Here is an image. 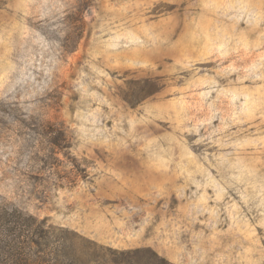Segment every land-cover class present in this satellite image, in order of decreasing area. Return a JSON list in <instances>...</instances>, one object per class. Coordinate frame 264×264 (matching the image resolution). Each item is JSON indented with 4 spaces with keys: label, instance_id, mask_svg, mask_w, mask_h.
<instances>
[{
    "label": "rangeland",
    "instance_id": "obj_1",
    "mask_svg": "<svg viewBox=\"0 0 264 264\" xmlns=\"http://www.w3.org/2000/svg\"><path fill=\"white\" fill-rule=\"evenodd\" d=\"M3 205L56 264H264V0H0Z\"/></svg>",
    "mask_w": 264,
    "mask_h": 264
},
{
    "label": "trees",
    "instance_id": "obj_2",
    "mask_svg": "<svg viewBox=\"0 0 264 264\" xmlns=\"http://www.w3.org/2000/svg\"><path fill=\"white\" fill-rule=\"evenodd\" d=\"M0 218L4 230L0 232L6 238H11L10 243L12 241L17 250L16 264H56L47 258L49 253H54L58 248L51 245L53 234L45 227L44 218L39 220L22 209L5 205L0 206ZM119 254L123 256V264H170L168 259L151 249L131 248L121 250Z\"/></svg>",
    "mask_w": 264,
    "mask_h": 264
}]
</instances>
